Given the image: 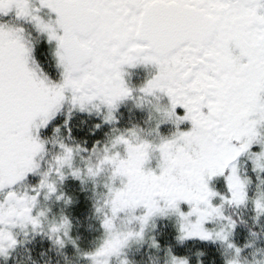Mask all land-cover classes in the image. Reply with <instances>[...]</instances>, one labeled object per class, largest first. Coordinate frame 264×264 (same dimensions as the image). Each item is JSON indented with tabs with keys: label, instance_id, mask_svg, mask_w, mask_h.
<instances>
[{
	"label": "snow or ice",
	"instance_id": "obj_1",
	"mask_svg": "<svg viewBox=\"0 0 264 264\" xmlns=\"http://www.w3.org/2000/svg\"><path fill=\"white\" fill-rule=\"evenodd\" d=\"M33 34L51 51L57 78L36 60ZM138 65L155 71L133 88L125 76ZM149 97H167L154 105L155 139L115 126L121 103L142 107ZM66 104L53 134L71 138L74 110L95 113V128L113 125L111 134L90 149L53 138L54 164L41 171L48 140L40 132ZM186 121L190 127L181 128ZM165 123L174 125L168 135L160 132ZM81 152L89 153L80 156L82 167L75 163ZM242 156L257 181L251 196ZM105 170L104 198L94 204L102 235L80 252L88 264L113 257L133 264L125 248L170 215L177 241L220 242L233 250L224 264H239L241 248L230 239L237 221L224 206L251 204L254 219L264 218V0H0V258L22 243L15 228L79 251L69 216H53L45 230L51 209L39 207L40 199L68 206L72 198L60 190L66 178L91 179L95 187ZM29 174L40 179L18 191ZM215 177L226 191L212 186ZM216 220L226 223L208 226ZM168 255V264H189Z\"/></svg>",
	"mask_w": 264,
	"mask_h": 264
},
{
	"label": "rangeland",
	"instance_id": "obj_2",
	"mask_svg": "<svg viewBox=\"0 0 264 264\" xmlns=\"http://www.w3.org/2000/svg\"><path fill=\"white\" fill-rule=\"evenodd\" d=\"M239 168L242 175L252 177V183L249 185V195L251 196L257 188L255 174L251 171V161L246 156H242L239 161ZM102 183L97 181L95 187L93 185L82 186L83 188H81V191H86L84 199L87 197L91 200L93 208L90 215L88 213L85 215L80 214V219L75 217L73 224H71L70 230H76L81 235L79 237V251L57 246L52 241V244H49L46 248L43 247L38 250L24 249L13 252L12 263L10 264H18L19 262H24L23 264H88V261L80 252L94 248L99 243L102 235L99 219L94 210V204L102 202L104 198ZM211 183L217 191L223 192L222 187L225 184L223 177H215ZM80 196L82 195L80 194ZM216 202L219 203L218 200ZM182 207L186 209L187 206L182 205ZM73 210L76 211V208H68L67 213H71ZM78 211L82 212L80 209ZM235 212L238 213L239 220L243 223L242 225L237 223L230 237L241 248L238 257L239 264H264V218L254 219L251 204L248 206L241 205L240 207L224 206L225 216L232 217V213ZM121 216L124 217L122 222H126L127 217L125 214L121 213ZM175 223V216L158 218L156 227H149L145 231L142 241H133L125 248L124 253L127 258L133 264H168L169 250L173 254L186 256L189 259V264H224L226 258H232L233 250L220 242L190 240L181 243L177 241L175 239ZM224 223L226 222L223 220H216L208 226L219 228ZM153 238L158 241V246H152ZM209 257L212 259H207ZM0 264H7V262L0 260ZM111 264H119L118 258L113 257Z\"/></svg>",
	"mask_w": 264,
	"mask_h": 264
},
{
	"label": "flooded vegetation",
	"instance_id": "obj_3",
	"mask_svg": "<svg viewBox=\"0 0 264 264\" xmlns=\"http://www.w3.org/2000/svg\"><path fill=\"white\" fill-rule=\"evenodd\" d=\"M29 31H31L30 26ZM35 45V57L36 60L40 65H42L49 74L53 76V78H57V69L54 66V58L49 50L48 46L43 43V38L40 36L32 35L30 37ZM155 68L151 65L144 66L138 65L136 67H128L127 74L125 76L126 81L128 84L136 88L141 85L153 72ZM167 103V97H163L160 100H156L155 98L149 97L147 100L143 102L142 107H137L136 102L134 100L128 99L120 104L116 115L118 117L115 126L121 129L124 128H131L133 126L136 127L137 131L140 133L141 136H144L148 139H155V133L152 131L156 121L160 118L158 112L155 111L154 105L157 104H164ZM69 105L64 106V110H62L55 120L49 124L47 129H42L40 135L42 138H46L48 140V144L46 145L48 151L43 154V158L40 159L41 164V171L48 169L49 164H54L52 157L57 152V147L55 143H53V138L55 140H62L65 143L69 144H80L82 147L91 148L92 144L95 141H101L107 139L106 134L110 133L111 127L113 125L110 124H102L100 128H95L97 123H100V117L97 116L95 113L88 114V113H81L79 111H73L69 126L72 129L71 138L66 131H62L59 134L52 133V127L55 124H60L64 118V113L67 110ZM178 111L182 112V109L178 108ZM181 128L186 129L190 127L189 122H184L180 125ZM174 130V125L171 123H165L160 126V132L163 135H168ZM89 153L81 152L75 158V163L83 166V162L80 160V156L87 157ZM151 166H155L156 157L154 156L151 160ZM108 175V171L101 175V177L96 178L95 183L103 182L105 177ZM40 179L39 175L36 174H29L25 181L18 186V191H24L26 185H34ZM94 183L91 179H85L84 183L82 184L79 180L73 179L71 177L66 178L64 183L60 186V190H62L67 195L71 196L72 203L68 206L63 204V201H56L54 197L45 200L43 196H41L39 207L42 208H50L51 211L47 214V220H45V230L47 229V224L53 216L56 219H59L61 213L69 216L71 220V224H73V219L78 217L80 219V214L88 215L91 214V209L93 208V203L87 197L84 199L85 192L81 191L82 186H93ZM76 191V192H74ZM73 193V194H72ZM80 194L83 196H80ZM68 208H76V211L73 210L71 213H67ZM80 209L82 212H79ZM13 231L17 232V240L22 241V243H18L16 247L10 250V255L7 260L0 258L2 261H6L7 264L12 263V255L13 252H18L24 249H42L43 247L46 248L49 244H52V240L48 238L47 235L43 233H32L31 231L28 232L27 236L24 235V231L20 230L19 228L13 229ZM81 231V230H80ZM70 236L76 240V243L79 245V237L81 236L79 232L76 230H70ZM58 246V245H57ZM67 249L77 250L72 245H65ZM24 262H19L18 264H23Z\"/></svg>",
	"mask_w": 264,
	"mask_h": 264
},
{
	"label": "trees",
	"instance_id": "obj_4",
	"mask_svg": "<svg viewBox=\"0 0 264 264\" xmlns=\"http://www.w3.org/2000/svg\"><path fill=\"white\" fill-rule=\"evenodd\" d=\"M222 188H223V192L226 191L225 184H223V187H222ZM232 218L235 219V220L237 221V223H240V225L243 224V223H241L242 221L239 220V216H238V213H237V212L232 213ZM207 257H208V256H207ZM207 259L211 260L212 258L210 259V257H209V258H207ZM219 263H220V262H219Z\"/></svg>",
	"mask_w": 264,
	"mask_h": 264
}]
</instances>
